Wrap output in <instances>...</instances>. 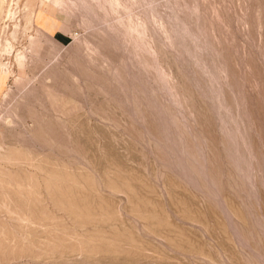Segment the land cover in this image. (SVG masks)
<instances>
[{"label": "rangeland", "instance_id": "obj_1", "mask_svg": "<svg viewBox=\"0 0 264 264\" xmlns=\"http://www.w3.org/2000/svg\"><path fill=\"white\" fill-rule=\"evenodd\" d=\"M0 264H264V0H0Z\"/></svg>", "mask_w": 264, "mask_h": 264}, {"label": "bare ground", "instance_id": "obj_2", "mask_svg": "<svg viewBox=\"0 0 264 264\" xmlns=\"http://www.w3.org/2000/svg\"><path fill=\"white\" fill-rule=\"evenodd\" d=\"M165 127V126H164ZM173 146V145H172ZM174 148V147H173ZM184 160V159H183ZM192 175V174H191ZM193 176V175H192ZM217 199V198H216Z\"/></svg>", "mask_w": 264, "mask_h": 264}]
</instances>
